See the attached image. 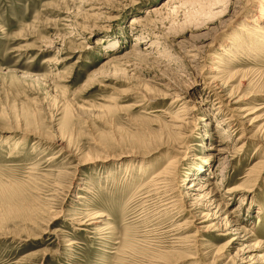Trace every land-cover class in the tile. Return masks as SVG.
Returning a JSON list of instances; mask_svg holds the SVG:
<instances>
[{"label": "rangeland", "instance_id": "374dc122", "mask_svg": "<svg viewBox=\"0 0 264 264\" xmlns=\"http://www.w3.org/2000/svg\"><path fill=\"white\" fill-rule=\"evenodd\" d=\"M167 2L0 0V264H264V0Z\"/></svg>", "mask_w": 264, "mask_h": 264}, {"label": "bare ground", "instance_id": "6f19581e", "mask_svg": "<svg viewBox=\"0 0 264 264\" xmlns=\"http://www.w3.org/2000/svg\"><path fill=\"white\" fill-rule=\"evenodd\" d=\"M176 1H178V0H168L167 4L169 5V4H171L172 2L175 4ZM262 3H263V2H262ZM153 11H154V10H153ZM129 22H130V26H131V28H134L137 24H139V20H138L136 17L130 19ZM130 26H129V27H130ZM259 39H260V38H259ZM262 40H263V39H262ZM172 163H174V161H173ZM193 187H194V185H193ZM193 187H192V188H193ZM188 188H190V187H188ZM236 240H237V239H233V241L230 242V243L233 244ZM263 246H264V241H259V242H257L256 246L254 247V250L261 249V248H263Z\"/></svg>", "mask_w": 264, "mask_h": 264}]
</instances>
